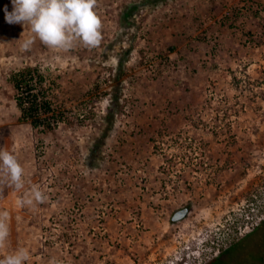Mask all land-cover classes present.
Listing matches in <instances>:
<instances>
[{
	"label": "rangeland",
	"instance_id": "obj_1",
	"mask_svg": "<svg viewBox=\"0 0 264 264\" xmlns=\"http://www.w3.org/2000/svg\"><path fill=\"white\" fill-rule=\"evenodd\" d=\"M5 9L12 0H0V150L25 187L0 182V258L23 248L25 264H205L238 242L224 264L264 256V0H97L101 44L69 51L38 38L23 50L30 27ZM28 64L56 79L70 123L42 133L19 120L8 78ZM81 107L94 113L79 121ZM33 186L46 201L19 206Z\"/></svg>",
	"mask_w": 264,
	"mask_h": 264
},
{
	"label": "clouds",
	"instance_id": "obj_2",
	"mask_svg": "<svg viewBox=\"0 0 264 264\" xmlns=\"http://www.w3.org/2000/svg\"><path fill=\"white\" fill-rule=\"evenodd\" d=\"M11 12L5 9V19L10 24H27L31 33L22 44L28 50L38 38L54 50L69 51L76 44L94 48L101 44L102 20L96 12L97 0H12ZM24 169L17 157L0 150V182L16 191L24 189ZM47 197L36 186L17 201L21 207L32 206L34 201L44 203ZM8 212L0 211V248L5 247L9 236ZM29 259L27 249H18L0 258V264H25Z\"/></svg>",
	"mask_w": 264,
	"mask_h": 264
},
{
	"label": "trees",
	"instance_id": "obj_3",
	"mask_svg": "<svg viewBox=\"0 0 264 264\" xmlns=\"http://www.w3.org/2000/svg\"><path fill=\"white\" fill-rule=\"evenodd\" d=\"M136 7V4L129 5L121 16L128 17L134 12ZM8 81L14 91V101L20 112V121L28 123L31 128L42 133L53 131L61 123L68 124L71 122L70 118L73 117L72 111L56 102L57 96L55 90L59 84L49 71L43 70L38 65L28 64L11 72ZM94 89L95 91H99L101 87L96 83ZM93 90H91L89 98L95 97ZM119 99L120 94L117 90L108 98V104L105 108L106 112L103 117L107 123H111L114 119ZM87 113L93 114L94 110L90 108L89 110L87 108L82 109L81 107L76 118L79 121L85 120L89 117ZM101 137L104 138V133L101 134ZM258 229H264V219L254 231ZM238 244L239 242L220 251L217 256L205 264H224L225 258L229 257ZM259 261L264 264V256H258L254 264Z\"/></svg>",
	"mask_w": 264,
	"mask_h": 264
},
{
	"label": "water",
	"instance_id": "obj_4",
	"mask_svg": "<svg viewBox=\"0 0 264 264\" xmlns=\"http://www.w3.org/2000/svg\"><path fill=\"white\" fill-rule=\"evenodd\" d=\"M189 209L187 207H184L180 210H177L173 213L171 220L172 221H176V220H180L182 218H184L186 216V214L188 213Z\"/></svg>",
	"mask_w": 264,
	"mask_h": 264
}]
</instances>
